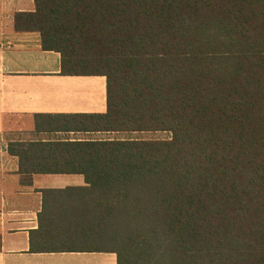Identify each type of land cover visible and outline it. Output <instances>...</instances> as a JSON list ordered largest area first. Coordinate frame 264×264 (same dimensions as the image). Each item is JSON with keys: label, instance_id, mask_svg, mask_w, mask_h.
<instances>
[{"label": "trees", "instance_id": "obj_1", "mask_svg": "<svg viewBox=\"0 0 264 264\" xmlns=\"http://www.w3.org/2000/svg\"><path fill=\"white\" fill-rule=\"evenodd\" d=\"M34 3L14 29L37 31L60 74L105 77V112L62 114L63 128L170 137L9 143L27 182L84 179L43 191L30 250L117 264L264 254V0Z\"/></svg>", "mask_w": 264, "mask_h": 264}, {"label": "crops", "instance_id": "obj_2", "mask_svg": "<svg viewBox=\"0 0 264 264\" xmlns=\"http://www.w3.org/2000/svg\"><path fill=\"white\" fill-rule=\"evenodd\" d=\"M34 8V0H0V264H117L114 252L30 250L43 191L81 186L84 179L79 173H31L27 182L8 144L122 139V131L63 128L62 114L105 112V77L60 74L59 53L43 50L37 31L14 29V13ZM211 258L195 264H264V254L255 252Z\"/></svg>", "mask_w": 264, "mask_h": 264}, {"label": "rangeland", "instance_id": "obj_3", "mask_svg": "<svg viewBox=\"0 0 264 264\" xmlns=\"http://www.w3.org/2000/svg\"><path fill=\"white\" fill-rule=\"evenodd\" d=\"M117 136L122 137V139H166L170 137V133L167 131L122 132Z\"/></svg>", "mask_w": 264, "mask_h": 264}]
</instances>
